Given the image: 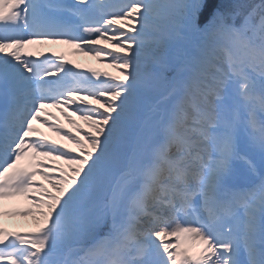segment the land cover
Segmentation results:
<instances>
[{
  "label": "snow or ice",
  "instance_id": "obj_1",
  "mask_svg": "<svg viewBox=\"0 0 264 264\" xmlns=\"http://www.w3.org/2000/svg\"><path fill=\"white\" fill-rule=\"evenodd\" d=\"M5 216L0 264H264V0H0Z\"/></svg>",
  "mask_w": 264,
  "mask_h": 264
},
{
  "label": "bare ground",
  "instance_id": "obj_2",
  "mask_svg": "<svg viewBox=\"0 0 264 264\" xmlns=\"http://www.w3.org/2000/svg\"><path fill=\"white\" fill-rule=\"evenodd\" d=\"M25 51H32V52L37 53V54L43 53L45 55L50 54L51 52H56L59 54H63L65 59L71 60L74 65H79L81 71L86 72L87 69L92 68V69H97L101 72L107 71V72L112 73L113 75H119L117 70L115 68L111 67L106 60L97 59L94 56L84 55L83 53H78L70 45H66V44H62V43L31 44V45L27 46ZM48 111L55 113V116L58 118V123L63 125V127L65 129H68V130L72 131L73 133H76V127L72 124H69L64 119V117L60 114L59 110H57L55 108H49ZM73 119H75L77 121V124H79L81 127L85 128V130H88L87 124L83 120H80L79 117L73 116ZM35 125L37 126V128L40 129L41 133L47 135L50 139H56L60 143L67 144L68 147H74V145L71 144V142L66 141V140H61L58 136L55 135V133L51 132L43 124L37 123ZM76 134H78V133H76ZM21 163L24 164V163H26V161L21 162ZM59 163L63 164L64 162L60 161ZM65 167H66V165H65ZM40 179L41 178L39 176H37V180H40ZM15 201H17V199H15ZM4 202H3V204H4ZM17 203H19V202H17ZM22 206L23 205H20L17 207H22ZM4 207H5V209H11L8 205H5V204H4ZM2 222L4 223L5 221L2 220ZM27 222H28L27 219L26 220L25 219L20 220V223L23 225H26ZM15 224H18V223H15Z\"/></svg>",
  "mask_w": 264,
  "mask_h": 264
},
{
  "label": "rangeland",
  "instance_id": "obj_3",
  "mask_svg": "<svg viewBox=\"0 0 264 264\" xmlns=\"http://www.w3.org/2000/svg\"><path fill=\"white\" fill-rule=\"evenodd\" d=\"M27 204H28V202L26 200H22L21 205H23V207H25ZM11 205H12L11 208L13 209L14 206H13V204H11ZM16 218H21V217H12V219H16ZM22 218H26V219H29V220L26 223L27 226L21 225V228L22 229L27 228L28 230H34L35 225H34L33 219L31 217H22ZM26 232H29V231H26Z\"/></svg>",
  "mask_w": 264,
  "mask_h": 264
}]
</instances>
